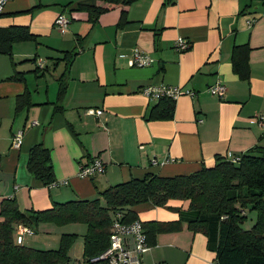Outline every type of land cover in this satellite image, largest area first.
Listing matches in <instances>:
<instances>
[{"label":"crops","instance_id":"obj_1","mask_svg":"<svg viewBox=\"0 0 264 264\" xmlns=\"http://www.w3.org/2000/svg\"><path fill=\"white\" fill-rule=\"evenodd\" d=\"M78 1L85 0H7L0 14V40L11 27L33 36L0 52V204L13 198L23 211L43 210L53 202L96 198L107 186L147 172L187 174L212 166L217 156L264 146V126L249 122L264 113V0H133L123 26H117L119 5L91 26L86 12L69 10ZM60 12L68 19L64 34L53 26ZM178 38L190 46L177 50ZM244 44L247 79L231 64L233 47ZM133 48L146 52L150 63L130 66ZM72 50L77 54L66 65L63 53ZM217 81L225 85L222 99L207 91ZM160 84L194 95L169 98L171 116L151 118V108L165 100L142 89ZM18 131L16 148L11 140ZM38 143L49 149L56 186L28 169ZM95 157L105 170L79 177V165ZM132 209L150 236L141 264L215 259L206 235L188 226L187 201Z\"/></svg>","mask_w":264,"mask_h":264},{"label":"trees","instance_id":"obj_2","mask_svg":"<svg viewBox=\"0 0 264 264\" xmlns=\"http://www.w3.org/2000/svg\"><path fill=\"white\" fill-rule=\"evenodd\" d=\"M133 0H85L71 5L70 11H84L87 21L96 23L100 14L113 6L121 7L117 26L127 22V8ZM61 13V12H60ZM0 52H8L12 41L30 39L33 36L23 27H11L3 32ZM83 35L77 37L80 42ZM4 41V42H3ZM248 46L235 45L231 64L240 78H248ZM68 65L76 51L63 53ZM60 93L64 88L61 79ZM60 80V81H61ZM163 104L151 108V118H166L172 113V101L161 97ZM236 156L215 157L212 166L202 165L187 174L171 176L147 172L141 178H131L109 185L99 191L96 198H76L65 202H53L43 210L23 211L13 198H5L0 204V264H67V248L73 241V233L63 234L56 249H38L17 243L15 231L22 224L33 228L41 220L57 223L82 222L87 225L83 239L82 261L103 252L113 219H136L132 207L151 202L165 206L170 199L187 201V222L193 231H201L207 237L208 246L221 264H264V146L255 145ZM28 169L46 185L54 182L49 149L38 143L31 147ZM252 224L245 228L248 220ZM145 227V225L143 224ZM169 228V225H165ZM162 226V229L166 227ZM146 229V228H145ZM150 241L148 231L145 230Z\"/></svg>","mask_w":264,"mask_h":264},{"label":"built area","instance_id":"obj_3","mask_svg":"<svg viewBox=\"0 0 264 264\" xmlns=\"http://www.w3.org/2000/svg\"><path fill=\"white\" fill-rule=\"evenodd\" d=\"M7 0H0V14L4 10V6ZM53 26L59 33L64 34L68 28V19L64 13H58L54 19ZM190 46V43L183 38H178L175 42V47L179 51H184ZM150 63L149 55L138 49L133 48L131 55L128 59L130 66H146ZM207 91L222 99L225 94V85L217 81L216 83L208 86ZM142 93L150 98L169 97L171 99L177 98L179 95L188 94L194 95V91L188 89H182L176 86L167 85H150L142 89ZM91 112L100 114L101 109L93 110ZM252 124L264 126V113H260L249 119ZM22 132L18 131L13 134L11 140L12 147H19L21 144ZM232 160L236 159V156L228 153L226 155ZM105 170V163L99 158L95 157L87 163L80 164L78 167L77 175L79 177H89L95 174H100ZM58 182H53L50 185L56 186ZM17 235L15 237L17 243H22L25 235H32L33 229L18 225L16 228ZM150 242L147 239L145 228L143 223L139 219H133L131 221L122 220L120 218L113 219L110 227V233L108 237V245L106 249L100 254L90 257L87 260H80L79 264H141L142 254L149 249ZM209 264H221L216 259H213Z\"/></svg>","mask_w":264,"mask_h":264},{"label":"rangeland","instance_id":"obj_4","mask_svg":"<svg viewBox=\"0 0 264 264\" xmlns=\"http://www.w3.org/2000/svg\"><path fill=\"white\" fill-rule=\"evenodd\" d=\"M249 213L250 212L248 211V220L243 225L245 228L252 224L253 220L250 218H254V215H249ZM32 227L35 233L31 236L26 235L24 237V243L27 246L38 249H56L60 245V239L63 234L73 233V241L66 250L69 257L68 264H79V261L82 259L83 239L87 232V225L85 223L67 222L61 224L55 221L41 220L38 223L33 224ZM16 235L17 232L15 231V236Z\"/></svg>","mask_w":264,"mask_h":264}]
</instances>
